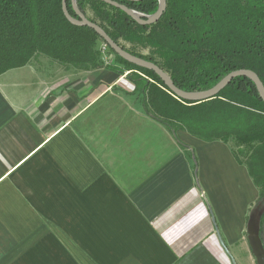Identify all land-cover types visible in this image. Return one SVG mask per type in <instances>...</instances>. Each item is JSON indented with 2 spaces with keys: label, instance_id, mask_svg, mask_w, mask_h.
I'll return each mask as SVG.
<instances>
[{
  "label": "crops",
  "instance_id": "obj_1",
  "mask_svg": "<svg viewBox=\"0 0 264 264\" xmlns=\"http://www.w3.org/2000/svg\"><path fill=\"white\" fill-rule=\"evenodd\" d=\"M35 56L0 74V264H264L229 143L170 133L127 71Z\"/></svg>",
  "mask_w": 264,
  "mask_h": 264
},
{
  "label": "trees",
  "instance_id": "obj_2",
  "mask_svg": "<svg viewBox=\"0 0 264 264\" xmlns=\"http://www.w3.org/2000/svg\"><path fill=\"white\" fill-rule=\"evenodd\" d=\"M114 1L144 16L158 8V0ZM66 6L78 18L71 0ZM76 6L123 49L158 65L183 91L207 90L238 69L254 71L264 85V0H166L161 17L150 25L100 0H76ZM99 41L93 29L65 18L61 0H0V74L37 54L68 69L127 71L125 77L140 94L144 111L170 133L180 129L204 141H234L241 152L248 148L245 161L236 158L246 167L259 198L264 196V101L252 80L235 77L216 97L199 103L178 100L151 70L115 53L123 67L104 64ZM126 43L148 48L149 53Z\"/></svg>",
  "mask_w": 264,
  "mask_h": 264
},
{
  "label": "water",
  "instance_id": "obj_3",
  "mask_svg": "<svg viewBox=\"0 0 264 264\" xmlns=\"http://www.w3.org/2000/svg\"><path fill=\"white\" fill-rule=\"evenodd\" d=\"M114 6L126 14H128L132 19L137 21L139 24L142 25H150L155 23L162 15L165 7H166V0H158V8L157 10L151 14L144 16L133 9H130L124 4L118 3L114 0H100ZM131 1H139V0H131ZM72 7L74 11L77 13L78 18H75L70 15L67 10L66 0H61V9L65 18L72 24L78 26H87L95 31V33L100 37V39L119 57L124 59L125 61L132 63L136 66L148 69L153 71L164 83L167 88V92L170 93L173 97L178 100L187 101L190 103H199L202 101H206L216 97V95L227 85L229 82L238 76H245L253 81L256 86L257 92L260 98L264 101V85L259 79L258 75L250 70V69H238L228 73L224 76L218 83H216L213 87L198 92H186L178 88L170 78V76L162 70L158 65L155 63L145 60L143 58L137 57L130 52L123 49L120 45L112 40V38L106 33V31L101 28L98 24L88 20L82 13H80L76 7L75 0H71ZM221 242V241H220ZM222 243V242H221ZM223 245V243H222ZM227 251V249H226ZM228 252V251H227Z\"/></svg>",
  "mask_w": 264,
  "mask_h": 264
},
{
  "label": "rangeland",
  "instance_id": "obj_4",
  "mask_svg": "<svg viewBox=\"0 0 264 264\" xmlns=\"http://www.w3.org/2000/svg\"><path fill=\"white\" fill-rule=\"evenodd\" d=\"M75 3H76V0H75ZM77 7V6H76ZM78 9V8H77ZM79 11V10H78ZM80 12V11H79ZM81 13V12H80ZM89 13V12H88ZM126 46L129 47V48H134L135 51L137 52H140L142 54H148L149 53V49L148 48H142V47H131L130 44L126 43ZM98 47H99V53H100V58L102 60V62L104 64H107V65H114V64H117L119 65V67H123L121 64L118 63V61L115 59V55H114V52L112 53L110 51V48L101 40L98 42ZM37 55H40V54H37ZM40 56H43V55H40ZM34 57L38 58V56H35ZM116 65V66H117ZM106 68V67H105ZM12 69V68H11ZM9 70V69H8ZM7 71V70H6ZM5 72V71H4ZM127 74V72H126ZM127 81V80H126ZM140 95V94H138ZM135 99H139L140 100V103H141V96H139V98L137 96H134ZM138 101V100H137ZM139 102V101H138ZM234 152V155L242 160V161H245V158L248 154V151L249 149H243L242 152L240 150V148L237 147L236 143L234 141H229L228 142ZM236 153V154H235ZM256 209V210H255ZM254 210L258 213L259 217H258V230H257V244L259 245L258 247L255 245L253 246V251H254V254H255V257L257 259H259L261 261V257L264 256V242L262 241V236L261 234L263 233L264 234V225L260 226V217H261V214L263 213L264 211V196L260 197L258 199V201L256 202L255 206H254Z\"/></svg>",
  "mask_w": 264,
  "mask_h": 264
}]
</instances>
